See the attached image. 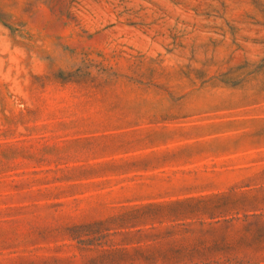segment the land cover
Here are the masks:
<instances>
[{"label": "rangeland", "instance_id": "1", "mask_svg": "<svg viewBox=\"0 0 264 264\" xmlns=\"http://www.w3.org/2000/svg\"><path fill=\"white\" fill-rule=\"evenodd\" d=\"M0 264H264V0H0Z\"/></svg>", "mask_w": 264, "mask_h": 264}]
</instances>
